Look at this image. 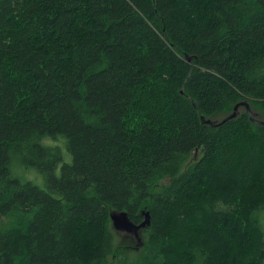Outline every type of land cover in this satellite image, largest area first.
Returning a JSON list of instances; mask_svg holds the SVG:
<instances>
[{
    "label": "trees",
    "instance_id": "1",
    "mask_svg": "<svg viewBox=\"0 0 264 264\" xmlns=\"http://www.w3.org/2000/svg\"><path fill=\"white\" fill-rule=\"evenodd\" d=\"M244 101L264 0H0V264H264V125L201 120Z\"/></svg>",
    "mask_w": 264,
    "mask_h": 264
},
{
    "label": "rangeland",
    "instance_id": "2",
    "mask_svg": "<svg viewBox=\"0 0 264 264\" xmlns=\"http://www.w3.org/2000/svg\"><path fill=\"white\" fill-rule=\"evenodd\" d=\"M252 111L258 113L260 115V118L264 120V115H262L255 107H251ZM239 110L242 111L243 107H239ZM194 156L190 159L197 158L199 156V152L196 150L194 151ZM24 175L31 181L40 183L41 178L37 175V173L33 169H27L24 172ZM143 216V214H141ZM144 219V216L143 218ZM10 218L9 217H1L0 216V227H4L8 224ZM113 229V228H112ZM115 237H116V251L114 253V256L112 257L111 263H114L116 261V258L121 254L126 257H133L134 254H136L144 244L145 236L141 231L138 236H135L132 232H127L123 230H115ZM142 243V245H141Z\"/></svg>",
    "mask_w": 264,
    "mask_h": 264
},
{
    "label": "water",
    "instance_id": "3",
    "mask_svg": "<svg viewBox=\"0 0 264 264\" xmlns=\"http://www.w3.org/2000/svg\"><path fill=\"white\" fill-rule=\"evenodd\" d=\"M239 107H243L245 111L248 113L250 119L254 121L256 124L264 125V120L260 118V115L258 113L252 111L249 103L246 101L236 104L234 106L233 112L220 122L213 121L210 119L205 120L203 116H201V120L205 124H209L212 126L219 125L222 122L235 117L239 111ZM141 214H143L144 219L140 223H134L132 220L129 219L125 211H120V212L113 211L110 213L111 226L115 230H123L137 234L139 231L145 229L149 224L148 212L142 210Z\"/></svg>",
    "mask_w": 264,
    "mask_h": 264
},
{
    "label": "flooded vegetation",
    "instance_id": "4",
    "mask_svg": "<svg viewBox=\"0 0 264 264\" xmlns=\"http://www.w3.org/2000/svg\"><path fill=\"white\" fill-rule=\"evenodd\" d=\"M141 233H142V231H141ZM140 234V232H138L137 234H135V236H138Z\"/></svg>",
    "mask_w": 264,
    "mask_h": 264
}]
</instances>
